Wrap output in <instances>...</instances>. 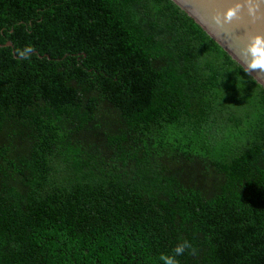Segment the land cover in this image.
<instances>
[{
  "label": "trees",
  "instance_id": "trees-1",
  "mask_svg": "<svg viewBox=\"0 0 264 264\" xmlns=\"http://www.w3.org/2000/svg\"><path fill=\"white\" fill-rule=\"evenodd\" d=\"M0 46V264H264V88L172 0H0Z\"/></svg>",
  "mask_w": 264,
  "mask_h": 264
},
{
  "label": "water",
  "instance_id": "water-1",
  "mask_svg": "<svg viewBox=\"0 0 264 264\" xmlns=\"http://www.w3.org/2000/svg\"><path fill=\"white\" fill-rule=\"evenodd\" d=\"M172 1L188 14L230 57L245 69L246 65L241 59V54L247 47L250 37L264 35V0ZM238 4L241 5L238 18L234 19L231 24L224 25L223 30L217 27L213 21V17L226 13ZM250 9H253L254 12L250 13ZM249 75L264 88V73L252 72Z\"/></svg>",
  "mask_w": 264,
  "mask_h": 264
},
{
  "label": "clouds",
  "instance_id": "clouds-1",
  "mask_svg": "<svg viewBox=\"0 0 264 264\" xmlns=\"http://www.w3.org/2000/svg\"><path fill=\"white\" fill-rule=\"evenodd\" d=\"M241 10V5H236L229 9L226 13L218 14L213 17V21L217 27L224 29V25L231 24L234 19L238 18V13ZM254 12L253 9L249 10ZM241 59L246 65L244 71L248 74L252 72L264 73V35H255L250 37L247 47L241 54ZM185 252L190 255H196V249L187 240L178 244L173 250L172 254H161L160 261L162 264H180L177 257L183 256Z\"/></svg>",
  "mask_w": 264,
  "mask_h": 264
}]
</instances>
